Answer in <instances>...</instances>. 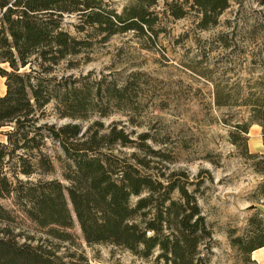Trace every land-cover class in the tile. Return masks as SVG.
Returning a JSON list of instances; mask_svg holds the SVG:
<instances>
[{"label":"trees","instance_id":"trees-1","mask_svg":"<svg viewBox=\"0 0 264 264\" xmlns=\"http://www.w3.org/2000/svg\"><path fill=\"white\" fill-rule=\"evenodd\" d=\"M160 2L129 0L119 11L111 0H0V76L6 86L5 94L0 92V127L11 126L3 132L6 141L0 139V200L13 197L45 235L19 237L8 227L0 228V264H82L74 254L61 252V242L75 243L71 230L76 223L88 245L120 246L143 258L158 252L161 264H207L201 246L212 233L196 194L180 177L164 181L147 172L151 166L146 155L116 151L132 147L156 153L147 144L153 137L142 133L132 138L120 121L107 128L97 121L85 130L77 122L41 123L50 103L60 117L74 121L92 114L109 116L118 105L122 111L133 108L129 80L118 85L104 76L90 85L86 77L59 79L52 74L60 63L93 45V32L104 42L119 33L153 30ZM163 2L177 19L197 11L203 30L217 25L230 6V0ZM70 15L77 16L73 26L84 36L65 28ZM250 104L252 124L261 126L264 145V106ZM252 124H237L233 143L244 140L245 156L259 159L255 166L264 175V152H250L247 146ZM47 139L58 142L65 154L62 175L68 184L56 178L30 179L56 170L44 150ZM258 192L264 201V179ZM12 220L0 202V222ZM250 227L244 236L232 238L247 259L264 247V215H253Z\"/></svg>","mask_w":264,"mask_h":264},{"label":"rangeland","instance_id":"rangeland-1","mask_svg":"<svg viewBox=\"0 0 264 264\" xmlns=\"http://www.w3.org/2000/svg\"><path fill=\"white\" fill-rule=\"evenodd\" d=\"M111 1L119 11L129 2ZM155 10L158 20L153 30L119 33L104 42L102 35L93 32V45L60 63L52 74L59 79L86 77L84 81L90 85L104 76L118 85L129 80L133 108L122 111L118 105L109 116L92 114L86 120L74 121L60 117L55 103H50L41 123L62 126L77 122L85 130L97 121L105 128L120 121L132 138L149 134L155 140L147 144L156 153L145 154L132 147H117L116 151L127 156L133 152L146 155L151 166L147 172L164 181L180 177L196 194L212 233L201 246L207 264H259L252 255L247 259L232 243V238L251 229L253 215H264V201L258 192L264 175L255 166L259 159L245 156L244 140L234 144L233 132L239 123L252 124L250 103L264 106V0H230L218 24L206 30L199 27V14L194 9L177 19L161 0ZM76 22L77 16L70 15L64 26L77 34ZM5 91V79L0 76V92ZM8 129L11 126L0 127L1 140L6 141L3 132ZM257 135L262 136V128L254 122L248 136L254 142ZM250 137L248 150L258 152ZM44 150L56 170L30 179L56 178L68 184L62 175L65 154L58 142L47 139ZM0 202L13 216L9 223L0 222V228L8 227L19 237L45 238L13 197ZM71 231L75 243L61 242V252L74 254L82 264H161L156 259L158 252L143 258L120 246L88 245L78 223Z\"/></svg>","mask_w":264,"mask_h":264},{"label":"crops","instance_id":"crops-1","mask_svg":"<svg viewBox=\"0 0 264 264\" xmlns=\"http://www.w3.org/2000/svg\"><path fill=\"white\" fill-rule=\"evenodd\" d=\"M259 132V128H256V133ZM252 137H250V143L254 149V151H261L264 148L263 142H262V136L258 137V135L255 137L256 140L251 141ZM254 143V145L252 144ZM252 257L253 259H255L259 264H264V247L259 248L257 250H255L252 253Z\"/></svg>","mask_w":264,"mask_h":264}]
</instances>
